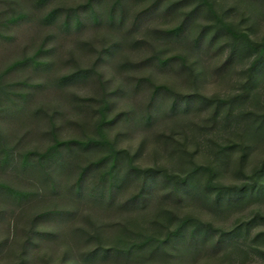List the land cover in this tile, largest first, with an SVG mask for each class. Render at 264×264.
I'll return each instance as SVG.
<instances>
[{"label":"rangeland","instance_id":"rangeland-1","mask_svg":"<svg viewBox=\"0 0 264 264\" xmlns=\"http://www.w3.org/2000/svg\"><path fill=\"white\" fill-rule=\"evenodd\" d=\"M85 1L48 0L39 5L35 0H0V88L28 89L31 94L28 99L20 96L13 103L2 104L0 182L34 193L17 202L0 192V264H20L22 255L24 264L76 260L77 251L95 241L86 244L69 240L72 228L83 230L85 234L79 235L86 238L99 226L112 225L101 231L104 244L121 233L120 226L137 233L126 234L134 240L142 238L140 234L161 237L166 233L162 215L165 210L179 217L191 216L203 228L212 229L200 238L196 253L188 251L185 240H181L167 248L168 255L104 264H264V237H256L264 233V193L217 206L212 202L213 193L205 189L209 180L212 184L254 183L260 190L264 188V176L258 173L264 165V55L253 52L224 30L213 40L208 31L206 39L196 46L194 36L214 20L204 8L193 16L183 34L164 36L160 30L177 24L191 5L172 12L160 7L142 16L133 29L135 12L151 0H123L121 23L106 20L113 0H99L100 22L92 23L82 15L79 30H62V17L51 25L41 21L52 7L72 8ZM213 3L216 11L235 29L246 32L252 42L264 39V0ZM15 12L27 15L8 22ZM113 43L116 47L105 53ZM40 46L44 57L52 61L51 67L41 71L28 65L3 74L13 60L31 55ZM171 54H181L184 62L175 60L164 67L154 60L141 63L148 56ZM227 59L228 64L221 68ZM77 68H93L100 78L91 74L65 88L53 84L57 76ZM21 80L27 84H15ZM39 82V87L28 85ZM152 84H165L172 94L195 99L171 111V93L161 90L153 99ZM104 94L111 103L109 114H119L106 131L108 140L120 152L118 178H124L112 205L64 193V187L76 179L78 166L106 152L100 147L83 148L76 143L71 154L64 151L73 168L68 172L66 163L56 167L53 191L49 190V181H40L31 167L20 168L21 154L44 151L54 137L85 142L86 137L93 136L98 118L95 109ZM0 98L7 102L2 93ZM148 114L152 118L147 119ZM224 144L233 147L220 150ZM62 169L63 174L57 173ZM146 169L158 175L150 183L146 201L125 207V202L141 189V171ZM164 174L177 179L188 176L196 188L188 187L176 197L170 192L174 180ZM93 179L94 176L87 177L88 183ZM56 208L73 209L75 217L34 220L38 213ZM234 229L239 230L233 233ZM39 232L53 233L55 237L40 238ZM220 232L226 238L214 250L212 245ZM65 250L68 257L64 259Z\"/></svg>","mask_w":264,"mask_h":264},{"label":"trees","instance_id":"trees-1","mask_svg":"<svg viewBox=\"0 0 264 264\" xmlns=\"http://www.w3.org/2000/svg\"><path fill=\"white\" fill-rule=\"evenodd\" d=\"M36 4L44 5L48 0H35ZM97 3L99 0H86L84 3L70 8L63 7H52L47 10L41 18V21L46 25H51L55 22L58 17H62L59 22L60 28L64 31H68L71 28L75 30H79L82 25L84 18L89 19L92 23L100 22V15L97 9ZM185 5H191L188 10L183 12V16L180 21L172 27L161 29L160 32L165 36H179L183 34L187 28H189L193 16L200 11L201 9H206L211 16L213 17V22L209 25H204L202 29H200L197 34L194 36L193 43L196 46H200L201 42L206 39V35L208 31L212 32L211 40H213L214 36L219 31H225L233 38L237 40H242L246 47L250 48L253 52H258L261 56L264 55V39L261 42H252L248 34L242 30L235 29L231 22L226 20L223 15L218 13L214 8L213 0H151L144 7L137 10L132 18L131 27H137L142 16L152 13L161 7L164 12H172L175 9L181 8ZM27 14L24 12H15L13 15L7 18L8 22H17L18 20H22L25 18ZM84 15L85 17L83 18ZM124 18V3L123 0H113L111 8L108 9L106 14V20L109 23H121ZM209 40V44L211 42ZM116 47V43H113L109 47L106 48L105 53H111L113 48ZM43 48L40 46L37 48L31 55L23 56L20 59L13 60L10 64L6 66L3 71V74L14 73V71L21 69L26 66H33L35 69L45 71L52 65V61L49 58L44 57L45 54L43 52ZM42 56V57H41ZM156 61L160 67H164L167 64L180 60L181 63L184 62V56L181 54H171V55H153L146 57L143 62L146 63L150 61ZM229 59H227L221 68H224L228 64ZM91 74L94 76L97 75L100 78V73L96 72L93 68H77L72 72L62 74L57 76L53 80V84L59 88H65L67 86L73 85L77 83L82 78L89 77ZM147 80V79H145ZM23 86L27 84V81L21 80L15 82V84ZM102 83V82H101ZM42 82L28 84L31 87H39ZM12 85V84H10ZM9 85V86H10ZM15 86V85H13ZM152 98L161 91L171 93V104L170 110L175 111L177 107L180 105L187 106L194 99L191 96L172 94L170 87L165 84H152ZM0 93L4 95L6 99L4 102L0 98V111L2 112L3 106L2 104L13 103L16 97L24 96L29 98L31 95L29 90L27 89H17V90H3L0 88ZM114 94V92H110ZM74 95V94H73ZM76 96V95H75ZM77 100L78 98L76 96ZM74 99V97H73ZM87 101V99H86ZM95 112L98 115L97 122L94 123V135L85 138V142H80L79 139H57L54 137V141L46 147V149L42 152H34L27 151V153H23L20 155V168L31 167L36 173L35 176L41 178L40 181L47 182L49 181V190L55 188V178L53 176V171L56 170L58 165H62L66 163L68 165V172L73 168V165L70 164L67 157L64 154V151L73 152L76 143L79 147L90 148V147H100L104 149L106 152L103 153L98 158L88 162L87 164L80 165L77 167L76 179L73 183L68 184L64 187V193L74 195L76 198L81 199L85 198L87 201L96 203V204H107L112 205L115 198V191L120 186V183L124 178H118V174L120 171L119 165V150H116L112 143L108 140L106 126L114 123L119 114L110 115V106L111 103L107 99L106 94L100 97ZM216 113V112H215ZM147 119L152 118L151 114L147 115ZM233 147L232 144H224L221 146L220 150L231 149ZM9 154V153H8ZM34 157V158H33ZM242 159V157H241ZM65 161V162H63ZM65 169V167L63 168ZM60 170L57 173L63 174L64 170ZM57 171V170H56ZM39 172H42L39 173ZM142 172L143 182L141 189L134 194L129 200L125 202V207L135 206L139 202L143 204L148 197V190L150 187V183L158 177L157 173H154V170L146 169ZM258 173L260 176H264V165H262ZM94 176L92 183H88L87 177ZM163 177L167 179H173V186L171 189V193L180 197L186 190L189 188L195 189V182L191 180L190 177L185 176L182 179H177V177H171L167 174H164ZM177 179V180H176ZM121 180V181H120ZM54 186V187H52ZM205 189L210 190L213 195V203L217 206L224 204L230 205L238 203V201L242 200V198L248 195H254L256 192L264 193V188L260 190V188L256 187V184H242L240 186H228L225 184L219 183H211L209 180ZM0 192H3L7 195H10L14 198L15 201L21 202L24 201L32 194V191H24L15 189L6 183L0 182ZM163 217L166 220V224L164 225L166 229V233L163 236H155V235H142L140 239H132L126 234L133 233L127 227L120 226V234L116 235L111 242L108 244H104L101 237V231H105L104 227L99 226L96 232L91 236L87 235L86 238H82L83 236L79 235L80 233L85 234L81 229L72 228L70 234L68 235V239L74 242H84L88 243L91 241H95V244L92 246L83 249L82 251H77L76 260L68 261L65 263L64 260L57 264H104L106 262H129L135 258H157L163 255H166L168 252L167 248L169 246L175 245L176 241L185 240L186 248L191 253H196L199 249V243L203 239L204 236H207L208 233L212 231L209 228H203L198 221L191 216H183L179 217L172 213L171 211H164ZM75 217V211L73 209H49L43 212L38 213L35 216V221L37 220H46L48 218H54L58 221H63L64 219L69 220ZM113 227L112 225H106L107 227ZM163 227V228H164ZM239 230V229H237ZM237 230H233V233ZM134 231V230H133ZM134 235L137 233H133ZM37 235L40 238H44L47 236H54L53 233H44L39 232ZM139 235V234H138ZM228 235V234H227ZM264 233L257 234L256 237H259ZM53 237V238H54ZM57 237V236H56ZM187 237V238H185ZM200 238H202L200 240ZM226 238V235L223 232H220L217 235L215 242L212 245V249H219L223 239ZM264 239V238H263ZM1 245V243H0ZM168 255V254H167ZM24 255L21 256L22 264L25 263ZM68 257V251L64 252V259Z\"/></svg>","mask_w":264,"mask_h":264}]
</instances>
